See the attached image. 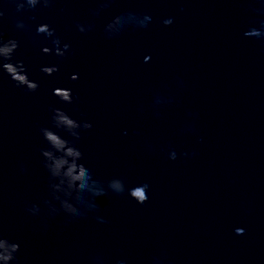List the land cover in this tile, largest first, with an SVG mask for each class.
Here are the masks:
<instances>
[{"label":"water","instance_id":"water-1","mask_svg":"<svg viewBox=\"0 0 264 264\" xmlns=\"http://www.w3.org/2000/svg\"><path fill=\"white\" fill-rule=\"evenodd\" d=\"M0 7V34L18 41L13 59L39 85L29 92L0 71V238L19 243L17 264H95V256L102 264H264V39L244 36L264 28V0H53L19 13L0 0ZM129 13L152 19L146 28L121 27L118 18ZM168 17L173 23L164 26ZM17 19L31 33L17 31ZM76 22L93 28L81 34ZM40 23L72 48L52 76L40 71L57 63L40 51L47 43L35 33ZM54 87L70 88L73 103H61ZM50 105L92 125L78 147L94 178L147 183L145 203L109 191L78 216L52 200L38 131ZM59 195L81 211L80 198H91L74 188ZM45 200L57 209L46 228L26 210H46Z\"/></svg>","mask_w":264,"mask_h":264},{"label":"clouds","instance_id":"clouds-1","mask_svg":"<svg viewBox=\"0 0 264 264\" xmlns=\"http://www.w3.org/2000/svg\"><path fill=\"white\" fill-rule=\"evenodd\" d=\"M8 4L14 5L16 12H29L34 11L37 6L50 7L53 0H7ZM258 11L264 12L262 9ZM98 14L93 11L92 15ZM5 12L0 7V18H3ZM140 17L137 22H129V18ZM30 19H35L34 16ZM151 16L144 13L141 16H136L132 13L127 14L122 18H118L121 27L132 25L134 27L146 28L151 21ZM164 26L173 23L172 17L163 19ZM15 29L23 33H31L30 26L25 23L23 19L15 21ZM111 27V26H109ZM93 28L91 22H76L75 29L81 34H87ZM35 33L37 36L43 35L47 43L42 44L40 51L45 55H53L57 58V63L45 64L40 67V71L47 75L52 76L59 71L60 62L64 61L71 53V44L69 42H62L56 30L47 23H40L36 25ZM111 34V32H109ZM244 36L254 37L256 39H264V28H252L251 31H245ZM35 42V41H34ZM18 41L15 39L4 40L0 34V71L6 73L18 86L25 87L29 92H34L39 87L38 83L29 78V68L23 60H14L13 55L18 48ZM144 62L147 57L144 56ZM78 74L73 73L69 79L76 81ZM52 95L56 96L61 103L72 104L73 93L67 87H54ZM158 97L155 103L158 104ZM48 111V124L47 126H40L38 128L39 134L44 141V147L39 149V154L42 158V167L48 174V194L52 200H60L62 208L71 214L82 216L86 211H94L97 208L94 202L97 197L107 194L109 191L116 195H124L137 204H143L148 199L147 183L135 184L128 186L125 179L120 176H113L106 180L94 178L93 173L88 167L81 163L82 152L78 147V142L81 138L82 130L91 128V124L87 121L78 120L70 115L61 107L50 105ZM151 148V145H149ZM183 155H188L187 153ZM169 160L176 159L174 150H170L168 155ZM20 170L24 171L23 164ZM67 189H75L80 193H86L89 198H80V204L83 211L74 208L67 200H61L59 193L65 192ZM135 190L136 197L131 196V192ZM48 205L46 210H42L39 205L32 204L26 210L32 216H40L42 227H47V217L55 215L57 209L54 205L45 200ZM97 219H101L97 217ZM244 232L243 228L237 227L235 233L240 235ZM20 245L17 242L9 241L7 238H0V264H17L16 253L19 251ZM95 264H102V257H93ZM116 264H124L123 260H117Z\"/></svg>","mask_w":264,"mask_h":264}]
</instances>
